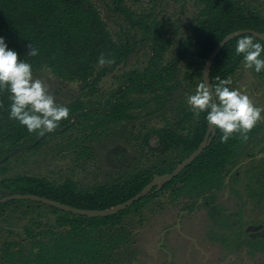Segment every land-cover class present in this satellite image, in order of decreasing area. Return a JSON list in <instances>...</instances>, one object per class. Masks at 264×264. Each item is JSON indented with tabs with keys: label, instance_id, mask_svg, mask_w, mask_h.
I'll return each mask as SVG.
<instances>
[{
	"label": "trees",
	"instance_id": "1",
	"mask_svg": "<svg viewBox=\"0 0 264 264\" xmlns=\"http://www.w3.org/2000/svg\"><path fill=\"white\" fill-rule=\"evenodd\" d=\"M114 11L121 12L133 26H137L151 40V58L144 70H131L125 73L123 85L113 93L101 110L100 103H85L77 99L68 105L70 117L62 120L58 127L67 125L68 131L76 125H84L93 121V128L108 123H118L133 118L132 111L139 105L131 96L143 93L157 95L154 100L160 102L170 91L176 88V58L185 59L192 56L202 62L199 75L203 81V69L211 52L230 33L239 29H253L264 33V15L248 2L243 0H198L201 5L198 20L189 33L180 41L177 57L167 64L164 56L172 40L166 39L161 33L163 27L170 22L152 20V14L137 17L135 12L123 6V0H115ZM0 36H4L10 47H14L24 58L33 64L34 70L49 68L54 74L69 81H79L83 90L91 89L110 71V67L102 66L97 70L98 58L103 54L112 59L113 66L124 62L134 50L130 41H117L103 20L100 11L91 0H0ZM236 37L228 41L220 50L210 67V82L215 84L216 78L232 77L241 67L240 57L235 55ZM39 49L35 57L27 56L29 45ZM264 80V74H256ZM230 87H233L230 85ZM162 94L159 95V91ZM7 92H0V158L6 148L35 141L42 132H29L18 121L8 118ZM204 114L196 117L190 110H184L182 123H189L187 133L179 132L171 125L152 128L144 138L155 134L158 138L160 157L148 168L141 169L112 184H100L91 190L79 186L76 180L69 177L60 184L44 177L18 175L12 178L3 177L7 174L5 164H0V196L14 193H32L44 196L76 208L107 209L139 193L155 176L171 173L203 142L208 125ZM262 124H257L243 140L234 134L227 143H221L222 135L216 129V135L205 150L189 163L177 176L158 185L139 201L115 214L106 216H88L60 209L49 205L58 214L55 226L66 227L59 232L50 248L44 246L39 252L27 260L15 258L12 242L5 243L4 260L0 264H86L98 263L105 259L110 249L125 244L130 238L121 227L126 215L138 208L142 202L157 195L158 191L171 190L174 200L181 197L190 198L194 202L202 199L210 210V218L219 228L231 225L230 215L222 205L212 206L217 192L227 185L228 168L246 153L247 143L254 140L260 142L263 133ZM55 132L50 133L53 135ZM43 138L36 146H42ZM252 178L260 184V189L250 193V197L264 200V162L255 167ZM22 200V199H18ZM18 200H10L0 204V209ZM40 202V201H37ZM43 203V202H40ZM44 204V203H43ZM48 205V204H47ZM216 208V212H212ZM212 214V216H211ZM215 216H214V215ZM217 215V216H216ZM28 235L35 237L38 233L27 227ZM237 229V228H236ZM218 232V242L226 248L232 244L248 247L251 256L258 252L264 253V240L257 236H246L233 239L232 234ZM252 238V240L250 239Z\"/></svg>",
	"mask_w": 264,
	"mask_h": 264
},
{
	"label": "rangeland",
	"instance_id": "2",
	"mask_svg": "<svg viewBox=\"0 0 264 264\" xmlns=\"http://www.w3.org/2000/svg\"><path fill=\"white\" fill-rule=\"evenodd\" d=\"M91 1L115 40L130 41L134 44L133 52L119 65L97 66V70L102 66L111 69L94 86L93 93L90 88L83 90L79 81L62 79L47 67L34 70V75L45 81L57 103L68 106L81 99L87 104L100 103V109L104 110L109 97L123 85L125 73L144 70L148 66L152 55L151 40L142 29L133 26V20L114 11L115 0ZM243 1L264 15V0ZM122 4L137 17L152 14V20L170 22L161 31L166 39L172 40L164 56L165 64L177 57L180 41L198 20L201 8L198 0H123ZM175 64L176 88L160 102L154 100L157 95L151 92L134 94L131 98L136 102L147 103L133 109L131 120L96 128H93L92 121L90 125H76L68 131L49 134L42 146L8 158L5 164L8 171L3 177H44L58 184L71 177L81 188L91 190L96 185L112 184L148 168L161 156L155 134L144 142L152 128L171 125L179 132L190 130L189 123H182V116L184 110H189L186 96L201 82L202 62L189 56L176 58ZM231 78V86L239 87L254 103L264 106V80L242 65ZM159 93L161 95L162 91ZM258 124L264 127V121ZM260 137L258 143L249 141L245 155L229 166L227 185L217 192L212 203V206L220 204L226 209L224 212L230 215L231 225L219 228L218 216L216 222L210 218V210L202 199L194 202L192 208L194 200L186 197L174 200L171 190L158 191L157 195L127 214L122 226L118 227L127 232L130 237L127 242L110 249L103 261L92 264H264L263 252L253 257L246 246L232 244L231 248H226L217 240L220 237L218 232L232 234L234 240L241 238L239 242L246 236L264 240V200L250 197V193L260 189V184L252 176L256 173L255 167L264 162V128ZM162 184L160 181L156 190ZM212 212L218 213L216 208ZM57 217L49 205L29 199L1 208L0 262L4 260L6 242H12L15 258L19 260L34 257L44 246H53L58 233L66 230V227L55 226ZM27 227L38 235H28Z\"/></svg>",
	"mask_w": 264,
	"mask_h": 264
},
{
	"label": "clouds",
	"instance_id": "3",
	"mask_svg": "<svg viewBox=\"0 0 264 264\" xmlns=\"http://www.w3.org/2000/svg\"><path fill=\"white\" fill-rule=\"evenodd\" d=\"M234 52L240 57L242 67L256 74H264V33L239 31ZM39 49L31 43L27 56L35 57ZM103 54L98 63H112ZM212 84L204 79L195 90L186 96V104L194 116L204 114L210 128H217L222 135L221 143L238 134L243 140L261 121H264V106L254 103L250 96L233 84L231 77L216 78ZM7 92L8 118L16 120L29 132H51L62 120L70 117V108L59 104L49 91L45 81L34 75L33 64L21 58L16 48L10 47L0 36V92Z\"/></svg>",
	"mask_w": 264,
	"mask_h": 264
},
{
	"label": "water",
	"instance_id": "4",
	"mask_svg": "<svg viewBox=\"0 0 264 264\" xmlns=\"http://www.w3.org/2000/svg\"><path fill=\"white\" fill-rule=\"evenodd\" d=\"M239 31H245V32H255V33H261L253 29H239L236 30L230 34H228L217 46L216 48L211 52L209 55L208 59L206 60L204 69H203V80L207 79L210 82V67L212 65L213 60L217 56V54L220 52V50L225 46V44L233 39L235 36H233V33H237ZM211 83V82H210ZM68 126H63L56 128L55 130L48 132H42L38 138L33 141V142H28L21 144L17 146L16 148H6V153L0 158V164L5 162L8 158H11L12 156L24 151V150H29L32 147L36 146L43 138L47 137L50 133L52 132H61L65 130ZM216 135V129L215 128H210L208 126V130L206 132L205 138L199 148L195 150L192 154H190L187 158H185L178 166L177 168L171 172V173H166V174H161L158 176H155L139 193H137L135 196L132 198L128 199L127 201L118 204L117 206L107 208V209H85V208H76L71 205L62 203L60 201H56L54 199H50L44 196H40L37 194H32V193H14L10 194L7 196L0 197V204L5 203L10 200H18V199H29V200H34V201H40L48 205L56 206L60 209H64L67 211H73L75 213L79 214H85L90 217L92 216H106L110 214H115L120 210L125 209L126 207L132 205L134 202L139 201L142 197H144L146 194H148L153 187L156 185H159L160 181L166 182L168 180L173 179L175 176H177L189 163H191L197 156H199L205 148L211 143L212 139Z\"/></svg>",
	"mask_w": 264,
	"mask_h": 264
}]
</instances>
